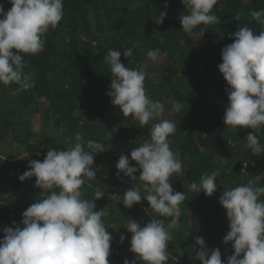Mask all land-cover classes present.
<instances>
[{
  "label": "trees",
  "instance_id": "obj_1",
  "mask_svg": "<svg viewBox=\"0 0 264 264\" xmlns=\"http://www.w3.org/2000/svg\"><path fill=\"white\" fill-rule=\"evenodd\" d=\"M0 3L5 11L11 7L5 0ZM253 10H264V0H218L212 14L220 23L201 25L186 34L180 23L185 13L181 0H64L63 18L45 34L44 51L25 56L26 72L33 74L35 86L17 92L15 84H0V228L13 221L19 225L22 213L40 196L35 178L23 183L18 179L29 162L42 161L49 148L66 150L77 132L85 141L101 142L106 149L94 157L96 180L81 191L85 199H91L97 188L105 192L95 203L96 210L108 207L103 221L113 236L109 264L133 259L131 234L125 228L128 218L144 223L158 219L166 227L170 223L169 217L146 215L147 201L127 209L109 199L113 193L123 196L132 186L128 178H116L119 156L130 159L132 149L149 139L151 123L158 122L140 128L107 95L111 76L104 57L110 49L123 53L132 48L133 63L128 64L123 55L121 62L146 71L147 95L165 104L164 118L176 125L170 147L179 153L183 165L182 177L170 178L174 190L185 192L187 199L180 205L179 220L169 229L173 239L168 244V264H193L199 250L196 246L193 251V246L200 236L207 249H220L222 262L232 255L231 244H223L228 220L219 197L225 188L249 181L264 186V154L253 156L244 147L251 129L230 130L224 125L227 84L218 65L222 49L233 42L240 27H250L256 34L264 30L251 19ZM160 11H167V16L158 25ZM155 49L162 56L153 64L147 52ZM170 98L182 104L180 112L169 115ZM257 135L264 142V129ZM130 166L135 162L130 160ZM214 171L219 175L211 197L189 190L190 183H199L201 175ZM121 234L125 235L122 244Z\"/></svg>",
  "mask_w": 264,
  "mask_h": 264
},
{
  "label": "clouds",
  "instance_id": "obj_2",
  "mask_svg": "<svg viewBox=\"0 0 264 264\" xmlns=\"http://www.w3.org/2000/svg\"><path fill=\"white\" fill-rule=\"evenodd\" d=\"M185 13L180 17L182 30L190 34L198 26L219 24L212 14L218 0H181ZM11 7L5 11L0 3V84L17 85V92L35 86L33 74L26 72L25 56L44 51L45 34L54 30L63 18L64 0H5ZM169 5L164 4L167 9ZM251 19L264 28V10H253ZM167 11H160L156 24H163ZM239 17H237V20ZM233 42L221 51L222 63L218 70L226 81L228 104L223 116L230 130L251 129L244 147L253 156L264 154V142L257 135L264 129V30L259 34L247 26L240 27ZM133 63L132 48L123 53L109 50L103 62L108 65L111 83L107 95L110 103L119 108L125 118L140 128L149 125V139L132 149L130 159L121 154L116 164V178L126 177L131 188L113 193L109 199L122 203L127 209L147 201L146 215L153 213L171 218L165 226L162 220L144 223L132 218L125 226L130 233L129 251L133 259L123 264H168V244L173 239L169 229L179 220L180 205L187 199L185 192L175 191L170 178L182 177L183 165L179 153L170 147L169 137L176 125L164 118L165 104L149 98L145 89L146 71L126 67ZM162 56L159 49L149 50L147 60L157 63ZM169 115L182 109L179 101L171 100ZM106 152L105 145L91 139L87 141L77 132L66 150L49 148L44 159L31 160L27 170L18 179L21 183L35 178L40 189L39 198L23 213L20 224L0 228V264H109L113 236L103 217L107 208L96 210V201L105 196L97 188L91 199L82 198V186L96 180L94 157ZM39 155V153H37ZM20 158H26L24 156ZM130 160L135 166H130ZM247 165H245V168ZM137 173L139 176L137 177ZM241 174H247L242 169ZM214 171L203 174L199 183L189 184L193 193L211 197L217 191ZM264 186L254 181L225 188L219 204L226 212L228 231L223 244L233 254L222 262L219 248L209 250L202 236L195 239L193 264H264ZM143 225V226H142ZM125 235H120V243Z\"/></svg>",
  "mask_w": 264,
  "mask_h": 264
}]
</instances>
